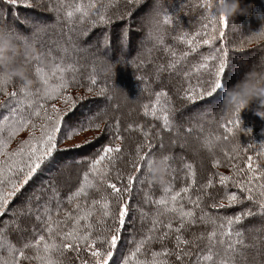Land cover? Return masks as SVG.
Returning <instances> with one entry per match:
<instances>
[{"label":"snow or ice","instance_id":"obj_1","mask_svg":"<svg viewBox=\"0 0 264 264\" xmlns=\"http://www.w3.org/2000/svg\"><path fill=\"white\" fill-rule=\"evenodd\" d=\"M140 2L141 0H128V3ZM7 3L13 7L18 4L33 6L31 0H7ZM58 3L59 8L65 9L68 23L87 22L95 27L98 24H111L112 17L108 13L119 0H58ZM204 7L207 11L205 19L208 21L203 25L205 31L178 36L176 39L187 45L188 50L179 56L171 51L173 60L169 67L175 68L191 53L196 52L201 44L211 45L217 37L226 36L229 21L218 17L213 0H205ZM59 8L56 10L59 11ZM171 22L170 17L165 14L162 23L167 25ZM260 31L255 33L259 34ZM158 43L163 44V39H158ZM24 46H28L27 42ZM72 50L78 49L73 46ZM63 51L65 56L59 57L52 70L35 67L39 85L34 89L19 83L15 91H8V85L15 86V81L0 75V92L9 98L7 101H0V107L8 109V114L0 117V217L5 215L11 198L32 180L42 165L51 163L54 154L67 151L58 148V141L63 143L83 131L101 129L102 110L75 120L69 116L77 101L83 97L73 99L67 95L72 84L78 83L80 69L76 62L66 59L68 48ZM219 51V56L204 57L203 62L194 64L192 71L185 73L189 77V86L184 92L185 100L193 104L198 100H208L214 104L220 92L231 84L232 77L227 71L230 67L229 53L227 49ZM56 59L53 57V60ZM39 60V57L35 59L37 62ZM209 60L217 61L213 66L214 70L210 68ZM202 71L208 72L211 77L207 81V88L199 80L196 85L191 84V76ZM88 79L89 93L95 92L109 102L113 99L107 86L94 87L97 85L95 76H89ZM167 97V92L156 93L155 101L143 108L146 116L162 120V128L171 132L174 124L170 118ZM60 99L66 104L63 110L55 103ZM240 126L241 117L237 116L221 125L225 130L224 134H206L202 138L203 147L213 155V167H218L221 163L214 153L216 144L221 140L228 141L229 134H234V130ZM24 131L28 132L27 139L20 141L16 149H10L12 140ZM186 131L191 133L192 128H187ZM131 132H138L143 139V143L136 146L135 154L126 153L123 149L126 134ZM103 134L107 137L105 142L90 157H82L77 161H85L87 168L82 173L79 185L69 191L66 199H61L59 191L53 187L52 195L46 202L35 210L29 209V214L34 215L40 225L39 230L34 226L30 230L22 229L19 228L18 221H11L17 226L14 231L17 232L18 239L13 241L5 230L0 229V264H237V257L244 256V249L255 247L245 244L243 232L235 227L245 217L253 215L250 209L234 216H219L206 211L203 205V198L212 196L208 190L218 184L224 190L222 199H227V207L247 200L258 205L259 212L264 214V147H241L237 143L231 152L221 149L232 168V174H219L216 183L210 175L207 182L196 189L195 196L190 194L197 184V173L192 163L183 166L186 169L184 179L190 181L187 186L178 191H174L171 184L163 186V194L158 199H152L146 192V203L155 206L149 225L138 240L134 239V247L129 249L128 254L115 259L114 253L121 242V233L125 230L129 212L133 211L129 207L133 185H143L145 182L151 185L146 173L156 156L152 151L154 137L151 129H146L143 125L128 124L121 128L117 118L104 128ZM156 135L159 136L160 133ZM85 143L91 144L92 140ZM75 147L81 148L83 145L77 144ZM160 147L163 148L162 143ZM249 148L255 150V157L247 155ZM242 154L246 156V166L238 162ZM126 155L132 169L128 174L118 167V162ZM166 157L168 171L174 172L170 163L172 157ZM229 187H234L237 191H229ZM210 207L223 209L226 205L213 202ZM147 216L148 214L141 213L142 223ZM196 227L204 230L197 233L193 231ZM169 242L171 247L168 246ZM157 244L160 246L158 249L153 247Z\"/></svg>","mask_w":264,"mask_h":264},{"label":"trees","instance_id":"obj_2","mask_svg":"<svg viewBox=\"0 0 264 264\" xmlns=\"http://www.w3.org/2000/svg\"><path fill=\"white\" fill-rule=\"evenodd\" d=\"M66 2H70V0H66ZM105 2H107V0H105ZM245 2L252 5V15L238 16L235 23L229 22V27L225 30L226 36L224 38L217 37L211 45L201 44L196 52L191 53L183 62L178 63L175 68H171L169 67V64L173 60L171 51H175L177 56H179L182 52L188 50V46L178 41L176 38L185 33L193 35L196 32L205 31L203 25L208 23L205 19L207 16V11L204 7L205 0H166L164 3H157L156 6H158V10L148 15L147 18L143 20L142 24L139 23L138 27L140 31L138 32L136 28H134V30H129L125 22L131 15L133 8H138L140 5H147V0H141L138 4L128 3V0H119V3L109 10L108 14L112 17L111 24H98L95 27H91L87 22L79 23L77 21L73 24L68 23L65 19V9L59 8L58 0H31L32 7H24L19 4L13 7L7 3V0H0V5L5 7L6 10L7 18H5L12 19L20 28L24 27V23L21 22V15L17 12L19 10L29 14L32 18L47 20L46 24L34 28L28 40L25 39L21 41L19 32L9 30L13 32L14 36L19 38V42L22 45H24L25 42H27V45H34L42 54V60L40 59L38 62L34 60L30 65L33 79L36 81L31 88L34 89L39 85V77L35 72V67H42L46 71L52 70L55 63L58 62L59 57L65 56L63 49L68 48L69 51L66 55V59L71 62H76L80 71L77 75L78 83H73L71 88L67 90V93H89L87 91L90 84L88 77L95 76L97 85L94 87L107 86L109 94L111 95V93L114 92V97L123 102L127 103L130 99V95L134 96L140 94L139 97L137 96L140 104L137 108L134 104L135 111L132 112V115L124 113V107L119 105L118 100L115 104L116 106L118 105V108L109 106V111L108 109L102 111L100 116V120L102 121L101 129L83 131L71 140H64L63 143L58 141V148L67 149L64 145L76 139L78 136L87 133L96 135L91 144H84L81 148L74 147L67 149V151L56 153L51 163L42 165L41 170H38L32 180H30L15 197L11 198L5 210V215L0 217V229L5 230L13 241H17L18 239L17 232L14 231V228L17 226L12 224L11 221H18L19 228L22 229L30 230L34 226L39 230L40 225L36 222L34 215L29 214V209L35 210L39 205L46 202L49 196L52 195L53 187L57 188L61 199H66L69 191L74 190L75 187L79 185L82 179V173L87 168V163L85 161L80 163L77 161L81 160L82 157H90L95 149L105 142L107 137L103 134V130L109 123H113L117 118L120 120L121 128L126 127L128 124L134 126L139 124L143 125L146 129H151L154 137L152 140V151L155 152L156 158L164 155L172 157L170 163L173 165L175 171H168L166 180L163 184L151 182V185H149V183L145 182L143 185H133L132 195L129 200V207L133 209V211L129 212L125 230L121 233V242L118 244V250L114 253L115 259H120L121 255H127L129 249L134 247V239L138 240L149 225V219L155 206L146 203V192L152 199H158L163 194V186L171 184L174 191H178L181 187L187 186V183L190 181L184 179V172L186 169H184L183 166L186 163H192L197 173V184L193 186L190 194L195 196L197 194L196 189L205 184L210 175L214 177V183H216L219 174H232V168L221 152L222 148L231 152L233 146L237 143L241 147H247L248 145H254L255 149L264 147V144L261 143L264 142V120L260 119L252 111L245 110L241 113L240 128L235 129L234 134H229L230 139L228 141L221 140L214 148L215 156L221 161L218 167H213V155L206 149H204V153L200 152V154L199 152H194L193 148L190 155H185V150L189 152L192 148L189 144L192 142V138H195V140L199 142L202 141V138L206 134H224L225 130L221 128V125L233 119L224 118L219 111V102L222 99L223 91L217 96L214 104L210 103L208 100H198L195 104L185 100L184 92L189 86V77H187L185 73L191 72L194 64L203 62L204 57L210 55L219 56V50L227 49L230 65L227 71L229 76L232 77V84L239 78V75L246 71L247 66L251 63V58L255 54L256 47H259V52L264 54V41L249 44L244 40V37L248 34L257 32L264 27V0H245ZM57 8H59V11L56 10ZM165 14H167L172 21L167 25L162 23ZM243 27L245 29H243ZM145 29H147V35H149V37L146 38L147 40L145 39V49L142 50L141 56L132 58L133 60L131 62L135 65L127 64L130 75L120 76L122 80L128 81L127 84L130 85L131 92L127 90L126 87V92L123 93L121 89H115L114 86L109 88L110 85L107 82L108 75L100 71L107 66L101 65L99 66L100 69H98L96 65L90 62L91 54H87L84 49V43L87 41L85 39L101 38L93 48L103 50L107 56H110V60H112L116 56L118 48L119 50L120 48L123 49L124 54L131 55L134 49L133 44L134 46L136 44V42H132L131 39L134 37L135 39L139 38L140 32L142 33ZM106 31H111L108 38ZM117 37L119 40V47L114 44V39ZM161 38L164 41L163 44L158 43V39ZM197 39H200V37H197ZM243 45H246L249 50H245ZM73 46H76L78 50L73 51ZM53 57L57 59L53 60ZM208 63L210 68H213L217 61L209 60ZM93 68L95 71H93ZM102 74H104V76ZM104 77H106V80ZM210 78L208 72L202 71L198 75L194 74L191 76V84L196 85L199 80L200 84L207 88V81ZM18 85V81H15V86L8 85V91H15ZM141 88H144L145 91L141 90ZM162 91L168 94L167 101L169 103L170 118L174 124V128L171 132L162 128V120H157L150 115L146 116L144 114L143 106L151 105L155 101V94ZM92 96H94V94L89 93V97H83V99L77 101L76 107L70 115L72 120H75L73 114L79 107H87L91 102L94 103V99L90 100ZM8 99L6 95L0 92V101H7ZM58 101L59 100L55 101V103L57 104ZM91 113L93 112L91 111L89 114ZM7 114L8 109L6 107H0V117ZM85 114L87 113H83L80 118L86 116ZM185 114L187 115L186 122L184 121ZM68 118L69 117H66V119ZM129 118L131 119L130 121ZM187 128H192V132L188 133L186 131ZM158 132L160 133L159 136L156 135ZM172 140H177L179 143L177 145L173 144ZM142 143V136L138 132H131L126 134L123 149L126 153L135 154L136 146ZM161 143L163 144V148L160 147ZM182 152L185 154H182ZM247 155L255 157V150L249 148ZM245 160L246 156L242 154L238 162L242 166H246L244 163ZM65 161L69 163L67 166L69 165L71 168L75 169L70 173L72 174V178H74L73 182L67 183L63 175L62 178L55 175L57 172L59 173V165L63 164ZM118 167L125 174L132 172L128 164L127 155L123 160L118 162ZM41 182H43V184ZM43 185H48L45 192ZM117 186L119 187L120 184L118 183ZM228 190L237 191L234 187H229ZM208 191L212 193V196H205L203 198V205L205 210L212 214H218L219 216H234L247 209L252 211V216L245 217L243 222L235 227L243 232L245 244L253 245V235L262 234L263 228H259V226L261 225V221L264 224V214H261L262 217L259 218L254 217L256 213H260L258 205L244 200L241 204L227 207V199H222L223 188L217 184L216 187ZM202 193L203 189L201 188V194ZM37 197H39V199H37ZM213 202H222L226 207L223 209H212L210 204ZM187 206L188 205H186V207ZM142 212L148 214L143 223L141 222ZM202 230L204 229L200 227L193 229V231L197 233ZM168 246H172L170 242ZM153 247L158 249L160 246L157 244ZM243 251L244 256L237 257V264H264V251L262 249L254 250L253 247H248Z\"/></svg>","mask_w":264,"mask_h":264},{"label":"rangeland","instance_id":"obj_3","mask_svg":"<svg viewBox=\"0 0 264 264\" xmlns=\"http://www.w3.org/2000/svg\"><path fill=\"white\" fill-rule=\"evenodd\" d=\"M165 1L166 0H147V2H148L147 5H145V6L140 5L138 8L134 7L133 11L131 12V15L129 16L128 19H126L125 24H126L127 28H129V30H134V28H136V29H138L137 32L140 31V29L138 27L139 23L142 24L143 20H145L148 15H150L153 11L158 10V8H157L158 6H156L157 3H160V2L164 3ZM168 1H174V0H168ZM17 12L20 13L21 19H22L21 22L24 23L23 28H20L19 26H17L16 22L13 21L12 19H6L7 16H6L5 7L0 5V27H3V28L8 29L10 31L19 32V34H20L19 38H21V41H24L25 39L28 40L29 36L34 31V28L47 23L46 22L47 20H45V19L32 18L29 14L23 13L20 10ZM233 28H234V26H233ZM243 29H245V28L243 27ZM106 33H107V38H108L110 36L111 31H106ZM147 34H148L147 29H145L142 33L140 32L139 38L135 39V37H134L133 39H131L132 42L133 41L136 42L135 46L133 44L134 49H133V52L131 55L124 54L123 49L120 48V50H119V48H118L117 54L112 60H110L111 59L110 56H107L103 52V50H97V49L93 48L94 45L101 40V38L96 37L94 39H91V38L85 39L87 41H86V43H84V45H85L84 49L86 50L87 54H89V55L91 54L90 55L91 56L90 62H92V64L96 65L98 67V69H100L99 66H101V65H106L107 67L111 66L115 69L116 74H109L107 76V78H108L107 82L110 85L109 88H112V86H114L115 89H121V91L123 93V92H126V90H125V87H126L127 90L130 91V85L127 84L128 81L122 80V78H120V76L121 75L122 76L130 75V71L127 68V64L135 65V64H133V62H131L133 60L132 58H138L139 56H141L142 50L145 49L144 44L146 43L145 42L147 40L146 38L149 37V35H147ZM115 37H116V35H115ZM118 43H119V40L117 37L116 39H114L115 46L117 45V47H119ZM243 47L245 50H249L246 45H243ZM256 48H255L256 51L254 52L255 54L251 58V63L249 64V66H247L246 71L251 69V68L258 67L261 60H264V54L259 52V49H260L259 47H256ZM135 62H137V61H135ZM102 75L104 76V74H102ZM104 78L106 80V77H104ZM141 90L145 91L144 88H141ZM69 93H67V95L72 96L73 99H76L77 97H89V93H87V92H85V93L83 92L81 94L78 92H71L70 94ZM93 94H94V96H92L90 98V100L94 99V103L91 102V104L87 105V107H85V106L79 107L77 109V111L73 114L75 119L80 118V116L83 113L89 114L91 111L93 113L96 112L97 110L105 111L108 109V111H109V106H111V107L115 106L116 107L115 104L119 100L118 98L114 97L115 96L114 92L111 93V95H110L111 97H113V99L110 102L107 101L104 97H100V96L96 95L95 92H93ZM137 96L139 97L140 94H136L134 96L130 95V99L127 103L123 102L122 100H119V105H122V107H124V111H125L124 113H127L128 115H132V112L135 111L134 104L136 105V108L139 106L140 103H139V98ZM96 100H98V101H96ZM56 105L58 108H60L62 110L66 108V104L62 99H60ZM72 111L69 113V116L71 115ZM190 112H192V111H190ZM87 114H85V115H87ZM130 120L131 119L129 118V121ZM186 120H187V115L185 114L184 121L186 122ZM95 136L96 135H94L92 133H87V134L78 136L76 139L70 141L69 143H67L64 146H65V148L69 149V148H74L75 145H77V144L84 145V144H87V143H85L86 141L93 140L95 138ZM27 137H28L27 131L19 133L12 140V142L9 146L10 149H13V150L16 149L18 147L19 142L24 140V139H27ZM191 141H192L191 143H189V142L188 143L190 144V146H192V148L189 150V152L187 150H185L186 154L184 152H182V154H185L187 156L190 155L193 151V148H194V152L204 153L205 148L202 147L201 141L198 142L195 140V138H192ZM172 143L177 145L179 143V141L172 140ZM67 164H69L68 161H65L63 164L59 165L60 166L59 173L57 172L55 175L58 176L59 178H62V175H63L64 178H66L65 182L69 183V182L74 181V178H72V174H70V173L73 172L72 170H75V169L71 168L69 165L67 166ZM41 183L43 184V182H41ZM49 185H51V184H49ZM43 186H44L43 188H44V192H45V189L47 188L48 185H43ZM139 213H140V211H139ZM254 217L259 218V217H262V215H261V213H256L254 215ZM260 224L261 225L259 226V228H263L262 234L253 235V237H254L253 238V240H254L253 245L255 246V247H253V249L254 250L262 249L264 251V240H263L264 239V224L262 223V221Z\"/></svg>","mask_w":264,"mask_h":264},{"label":"clouds","instance_id":"obj_4","mask_svg":"<svg viewBox=\"0 0 264 264\" xmlns=\"http://www.w3.org/2000/svg\"><path fill=\"white\" fill-rule=\"evenodd\" d=\"M213 4L218 17L232 23H235L238 16L252 15V5L245 0H213ZM244 40L249 44L264 41V27L259 34H248ZM38 57L42 60V54L34 45L25 47L9 30L0 28V75L31 88L36 81L30 65ZM101 71L105 75L116 74L111 66ZM245 110L252 111L264 120V60H261L258 67L244 71L234 83L223 89L219 111L224 118L241 117ZM167 174L166 155L155 158L146 173L151 182L160 184L165 182Z\"/></svg>","mask_w":264,"mask_h":264}]
</instances>
